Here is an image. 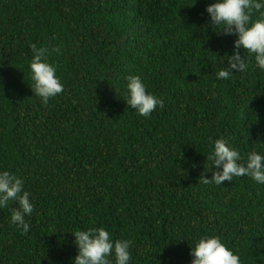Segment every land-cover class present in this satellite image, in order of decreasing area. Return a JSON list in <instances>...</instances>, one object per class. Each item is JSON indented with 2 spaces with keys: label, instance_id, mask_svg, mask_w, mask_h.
Returning <instances> with one entry per match:
<instances>
[{
  "label": "trees",
  "instance_id": "16d2710c",
  "mask_svg": "<svg viewBox=\"0 0 264 264\" xmlns=\"http://www.w3.org/2000/svg\"><path fill=\"white\" fill-rule=\"evenodd\" d=\"M194 2L0 0V169L34 205L27 233L10 223L15 202L0 209V264H72L71 232L91 227L130 240V264H191L205 234L264 264V184L199 178L221 136L264 153V71L241 48L248 69L216 79L235 36L208 23L212 0ZM31 44L64 86L47 104L30 87ZM129 74L165 106L131 109Z\"/></svg>",
  "mask_w": 264,
  "mask_h": 264
},
{
  "label": "clouds",
  "instance_id": "9594fccd",
  "mask_svg": "<svg viewBox=\"0 0 264 264\" xmlns=\"http://www.w3.org/2000/svg\"><path fill=\"white\" fill-rule=\"evenodd\" d=\"M253 10L259 12V18L255 20L251 15ZM205 11L208 14V23L214 31L235 36L231 54L218 55L224 57L223 63L226 60L227 67L215 73L216 79H228L233 73H243L248 69L249 61L240 52L241 48L247 51L249 57L254 58V66L264 71V0H212L206 5ZM30 47V87L41 102L47 104L50 98L63 92L64 86L55 65L47 59L48 50L37 48L35 44ZM125 80L124 100L139 116L148 117L157 107L165 106L162 97L147 90L140 75L129 74ZM207 159L211 160V167L205 165L199 177L203 184L222 185L225 181L232 182L234 177L241 176H248L258 184H264L262 152L253 150L242 156L226 137L221 136L215 139L213 151ZM208 171H211L210 177L206 175ZM30 195L25 190L21 177L6 169H0V209L15 202L18 207L11 209L10 223L24 233L30 228L25 218L31 215L34 207ZM71 233L78 249L72 258V264H130V240L114 239L104 227L78 229ZM191 256V264H241L238 254L216 235L205 234L196 239L191 246Z\"/></svg>",
  "mask_w": 264,
  "mask_h": 264
}]
</instances>
